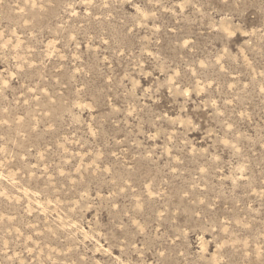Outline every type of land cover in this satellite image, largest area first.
I'll return each instance as SVG.
<instances>
[{
	"label": "rangeland",
	"instance_id": "1",
	"mask_svg": "<svg viewBox=\"0 0 264 264\" xmlns=\"http://www.w3.org/2000/svg\"><path fill=\"white\" fill-rule=\"evenodd\" d=\"M0 264H264V0H0Z\"/></svg>",
	"mask_w": 264,
	"mask_h": 264
}]
</instances>
